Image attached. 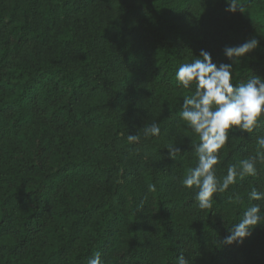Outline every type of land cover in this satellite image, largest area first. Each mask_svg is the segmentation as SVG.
Listing matches in <instances>:
<instances>
[{"label": "trees", "instance_id": "trees-1", "mask_svg": "<svg viewBox=\"0 0 264 264\" xmlns=\"http://www.w3.org/2000/svg\"><path fill=\"white\" fill-rule=\"evenodd\" d=\"M241 3L243 13L227 0H0V264H87L97 252L101 264H264V224L223 242L251 203L264 212L248 199L264 162L210 209L182 185L199 140L179 116L190 94L179 66L201 49L233 63L224 48L255 37L233 86L264 77V0ZM154 121L161 135L145 137ZM260 137L264 121L234 130L218 178L264 154Z\"/></svg>", "mask_w": 264, "mask_h": 264}, {"label": "clouds", "instance_id": "clouds-1", "mask_svg": "<svg viewBox=\"0 0 264 264\" xmlns=\"http://www.w3.org/2000/svg\"><path fill=\"white\" fill-rule=\"evenodd\" d=\"M227 3L229 7L226 11L244 12L241 0H227ZM258 46L259 41L255 37L236 46H226L224 54L233 63L219 65L213 62L208 51L201 49L199 57L195 56L191 62L181 64L175 73V79L190 92L183 97L179 116L185 122V127L195 133L199 140V143L192 141L198 162L188 169L182 185L189 189L195 187L194 199L201 210L212 208L214 195L225 193L230 186L236 185L238 179L256 177L258 161L264 162V154L240 160L238 164H230L227 174L222 178H218L215 167L220 160V150L234 130L250 133L264 121V77L254 75L238 87L233 86V64H240V58ZM142 131L145 137L161 135L160 124L156 121L144 126ZM139 139L138 134H129L127 137L130 143H138ZM258 143L264 145V137L258 138ZM176 145L169 144L166 147L173 159L180 153ZM149 190L155 191V186L149 185ZM248 199L264 202V186L253 187ZM261 224H264L262 205L251 203L223 242L227 245L242 244L252 234V229ZM87 264H101L100 253H94ZM176 264H190V261L180 255Z\"/></svg>", "mask_w": 264, "mask_h": 264}]
</instances>
